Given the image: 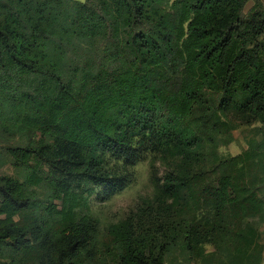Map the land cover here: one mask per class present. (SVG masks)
<instances>
[{
	"label": "trees",
	"instance_id": "trees-1",
	"mask_svg": "<svg viewBox=\"0 0 264 264\" xmlns=\"http://www.w3.org/2000/svg\"><path fill=\"white\" fill-rule=\"evenodd\" d=\"M247 2L0 0V135L31 170L0 175V264H263L264 3ZM167 66L172 87L151 78ZM161 113L176 196L103 236L83 194L124 186L106 155L131 160L124 122ZM256 123L244 151L220 154ZM43 182L46 207L26 189Z\"/></svg>",
	"mask_w": 264,
	"mask_h": 264
},
{
	"label": "rangeland",
	"instance_id": "rangeland-1",
	"mask_svg": "<svg viewBox=\"0 0 264 264\" xmlns=\"http://www.w3.org/2000/svg\"><path fill=\"white\" fill-rule=\"evenodd\" d=\"M84 1V0H80ZM251 8L245 5L244 11L248 12ZM179 69L175 70L167 66L162 70H156L151 78L155 81L164 76L165 83L172 87L176 83V77ZM160 80V79H159ZM159 115H152L142 120H131V123L124 122L125 128L123 136L126 142L132 144L128 147L132 153L131 160L120 159L114 155L108 154L105 157V169L114 170L119 175L124 176L125 184L121 189L113 194H108L101 187H95L92 194L85 192L83 194L86 204L78 207L80 213H90L94 216L99 225L101 235H105L107 227L113 223H118L125 219L138 207L146 203L156 202L159 199H172L176 193L171 192L170 187L176 186L177 172L182 163L179 149L174 148L168 141V136L161 131L159 123L162 121ZM160 118V120H159ZM143 123L142 126L140 124ZM256 123L251 126H242L236 129L234 140L221 146L219 152L222 156H232L241 153L247 148V140L255 133ZM0 135V175H9L20 181H25L29 168L18 167L13 164L12 158L5 152L4 147L9 145H19L22 140L19 137L4 139ZM134 154V155H133ZM46 169L40 171V174L46 176ZM26 189L33 198L38 199L43 207H46L50 188L47 182L40 185H31L26 183ZM260 194L264 198V188L260 189ZM56 205L61 209L62 201L55 200ZM42 212H44L42 210ZM16 221L21 219L16 216ZM262 241L264 243V223L262 224ZM209 250L212 249L207 245Z\"/></svg>",
	"mask_w": 264,
	"mask_h": 264
},
{
	"label": "crops",
	"instance_id": "crops-1",
	"mask_svg": "<svg viewBox=\"0 0 264 264\" xmlns=\"http://www.w3.org/2000/svg\"><path fill=\"white\" fill-rule=\"evenodd\" d=\"M262 2L264 3V0H262ZM254 4H255V0H248V2H247V5L249 6V8H252L254 6ZM2 218H5V215H0V219H2ZM263 264H264V262H263Z\"/></svg>",
	"mask_w": 264,
	"mask_h": 264
}]
</instances>
